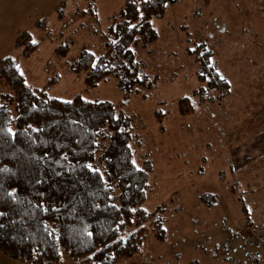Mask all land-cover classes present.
<instances>
[{
  "label": "rangeland",
  "instance_id": "obj_1",
  "mask_svg": "<svg viewBox=\"0 0 264 264\" xmlns=\"http://www.w3.org/2000/svg\"><path fill=\"white\" fill-rule=\"evenodd\" d=\"M62 1L0 0V60L18 58L36 88L58 75L50 97L106 100L134 117L135 163L150 160L153 168L143 207L151 212L166 204L167 239L150 234L139 254L118 264H264V0L169 5L165 17L152 22L158 39L132 47L145 75L157 77V84L128 95L113 77L87 87L83 73L69 71L81 50L103 53L110 17L126 0H66L59 19ZM42 19L47 28H36ZM24 31L41 43L29 58L15 46ZM65 40L71 48L60 58L54 50ZM200 42L213 50L231 85L215 101L192 96L199 82L188 48ZM184 97L194 107L189 114L178 108ZM158 110L165 113L161 120ZM211 193L218 195V205L208 208L200 196ZM0 264L24 263L0 252Z\"/></svg>",
  "mask_w": 264,
  "mask_h": 264
},
{
  "label": "trees",
  "instance_id": "obj_2",
  "mask_svg": "<svg viewBox=\"0 0 264 264\" xmlns=\"http://www.w3.org/2000/svg\"><path fill=\"white\" fill-rule=\"evenodd\" d=\"M180 1L126 0L110 17L103 53L81 50L69 71L83 73L87 87L113 77L125 95L151 91L157 77L145 75L132 47L153 44V20ZM65 6L66 0L57 6L59 19ZM46 23L38 20L35 27ZM32 41L29 31L17 37L22 58L39 49L41 43ZM70 48L65 40L54 52L64 58ZM188 53L197 64L193 97L215 101L231 91L205 42ZM58 81L57 75L33 87L18 58L0 60V252L24 264H118L139 254L150 234L164 242L166 204L151 212L143 207L153 168L150 160L133 163L134 117L106 100L50 97ZM178 108L194 111L191 98L180 99ZM157 114L161 120L165 113ZM200 201L213 207L218 195L202 194Z\"/></svg>",
  "mask_w": 264,
  "mask_h": 264
},
{
  "label": "snow or ice",
  "instance_id": "obj_3",
  "mask_svg": "<svg viewBox=\"0 0 264 264\" xmlns=\"http://www.w3.org/2000/svg\"><path fill=\"white\" fill-rule=\"evenodd\" d=\"M133 27H135V25H133ZM32 43H36V41L33 40ZM112 43L115 44L116 41H113ZM93 67H95V65H93ZM21 75H23V73H21ZM202 75H203V74H202ZM218 75H219V74H218ZM220 79L223 80V79H225V78H224L222 75H220ZM65 103H70V101H65ZM133 163H135V162H133ZM0 215H3V213H0Z\"/></svg>",
  "mask_w": 264,
  "mask_h": 264
},
{
  "label": "crops",
  "instance_id": "obj_4",
  "mask_svg": "<svg viewBox=\"0 0 264 264\" xmlns=\"http://www.w3.org/2000/svg\"><path fill=\"white\" fill-rule=\"evenodd\" d=\"M231 188L235 190V187L231 186V187H230V191H231Z\"/></svg>",
  "mask_w": 264,
  "mask_h": 264
}]
</instances>
